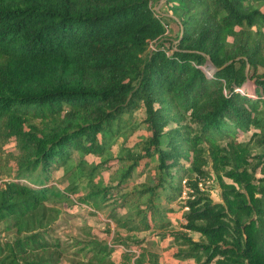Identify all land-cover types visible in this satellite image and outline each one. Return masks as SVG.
<instances>
[{
    "label": "trees",
    "instance_id": "16d2710c",
    "mask_svg": "<svg viewBox=\"0 0 264 264\" xmlns=\"http://www.w3.org/2000/svg\"><path fill=\"white\" fill-rule=\"evenodd\" d=\"M157 1L0 0V150L13 168L0 223L16 231L0 237V264H75L87 244L92 264H170L137 235L166 237L171 213L202 237L174 233L179 259L264 264V0H166L174 18ZM136 112L146 135L129 146ZM88 155L114 168L78 201L114 223L120 261L103 240L72 252L25 231L47 205L74 203L78 171L99 173Z\"/></svg>",
    "mask_w": 264,
    "mask_h": 264
},
{
    "label": "rangeland",
    "instance_id": "374dc122",
    "mask_svg": "<svg viewBox=\"0 0 264 264\" xmlns=\"http://www.w3.org/2000/svg\"><path fill=\"white\" fill-rule=\"evenodd\" d=\"M155 9L160 13L168 17L174 18L173 11L167 7L166 0H158L155 4ZM172 33L175 38L178 33V25L172 22ZM206 71H210L209 68H205ZM209 73V72H208ZM248 87L251 91H253V81H250ZM141 115L139 112H136L135 117L133 118V125L135 132L129 136L128 145L133 146L137 141L141 140L142 136L146 135L144 125L140 124ZM118 143L113 142L110 144V148L112 149L114 155H116L120 146L124 141L123 137H119ZM5 150H14V143H8L4 146ZM7 151L0 150V187L4 186L5 183L10 180V172H12L13 168L9 164H5V160ZM75 162L79 161V157L75 155ZM87 165L86 168L92 166H99V173L95 174V177H90V172L85 170L83 172L76 173L75 175V183L79 185V193L78 195H71V198L74 200V203L63 202L58 205H47L40 212V214L36 216H31L28 219L29 223L25 226L26 233L31 232H39L42 230H49L51 234L63 242H66L68 245L73 246L72 252L78 250L80 246L75 245V241L82 240L84 244L87 243L88 240H103L105 243L114 246L117 250L111 255V257L115 261L121 260V254L119 248L121 244H117L115 242V225L114 223L108 222L109 218L106 214L102 212H98L97 215H91L89 211H91V206L88 207L86 204L79 202L78 196L85 195L89 188L91 187L90 183L93 181H99L102 177L105 182L108 181L110 173L113 170V160L110 163L102 162V157L99 155H88L86 156ZM70 180L65 182V185H61L65 187L69 184ZM60 186V185H59ZM200 186L202 190L214 198L216 201H222L220 197L221 186L219 183L213 181L212 179H207L205 181H200ZM186 197V193L184 192L183 197L180 199H184ZM187 209V208H186ZM171 225L170 228L167 229L166 237H162L156 233H142L137 235L141 239H144V243L142 246L147 248L150 253L158 254L159 256L165 257L166 261L170 264H199L195 259L189 258L186 260H181L177 257V254L181 249L186 248V245L183 242H178L174 236V233L182 232L190 235L193 239L199 240L201 239V235L196 232L186 231L185 228L182 227V219L180 215L171 213ZM112 228L111 232H108V226ZM6 226L5 222L0 223V237L2 240L11 241L16 235V231L9 234L4 231V227ZM87 232H90V236L87 235ZM76 246V247H74ZM91 244H87L85 249L80 253V255L71 254L75 264H92L95 261L92 259L94 256V252L91 249ZM135 248V247H134ZM137 253L139 252L138 249ZM148 254L147 260L151 262L153 259L152 255ZM60 264H72L71 261L66 260L62 261Z\"/></svg>",
    "mask_w": 264,
    "mask_h": 264
},
{
    "label": "water",
    "instance_id": "95a60500",
    "mask_svg": "<svg viewBox=\"0 0 264 264\" xmlns=\"http://www.w3.org/2000/svg\"><path fill=\"white\" fill-rule=\"evenodd\" d=\"M207 65H208V68H209V69L214 70L215 67H214V65L211 63V61H208Z\"/></svg>",
    "mask_w": 264,
    "mask_h": 264
},
{
    "label": "built area",
    "instance_id": "2783aa9c",
    "mask_svg": "<svg viewBox=\"0 0 264 264\" xmlns=\"http://www.w3.org/2000/svg\"><path fill=\"white\" fill-rule=\"evenodd\" d=\"M152 48H153V49H156V45H153Z\"/></svg>",
    "mask_w": 264,
    "mask_h": 264
}]
</instances>
